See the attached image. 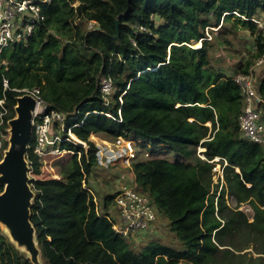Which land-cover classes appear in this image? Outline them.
I'll use <instances>...</instances> for the list:
<instances>
[{
  "label": "trees",
  "instance_id": "obj_1",
  "mask_svg": "<svg viewBox=\"0 0 264 264\" xmlns=\"http://www.w3.org/2000/svg\"><path fill=\"white\" fill-rule=\"evenodd\" d=\"M42 13L43 23L26 41L0 53L7 118L14 116L18 90L32 88L65 114L64 137L54 145L67 156L59 177L30 180V220L42 263L239 264L232 248L241 224L249 227L248 240L254 231L264 235V148L240 135L242 97L232 76L248 74L264 54V30L256 22L264 25V0H51ZM243 31L255 49L228 75L215 66V46L236 53L230 38ZM192 41L199 47L189 46ZM101 78L112 81L107 100L99 92ZM255 86L264 98V77ZM68 130L77 141L64 139ZM91 135L135 142L137 189L151 199L179 246L151 241L138 249L111 228L108 207L115 192L99 209L83 187L97 164ZM199 146L207 160L227 162L217 199L212 164L197 157ZM26 157L39 175L33 142ZM246 203L254 210L250 223L237 210ZM228 225L235 230L223 235ZM254 253L244 264H264V241ZM0 264H31L1 230Z\"/></svg>",
  "mask_w": 264,
  "mask_h": 264
},
{
  "label": "built area",
  "instance_id": "obj_2",
  "mask_svg": "<svg viewBox=\"0 0 264 264\" xmlns=\"http://www.w3.org/2000/svg\"><path fill=\"white\" fill-rule=\"evenodd\" d=\"M51 0H0V53L3 49L26 41L39 24L44 21L42 8L48 5ZM152 18V17H151ZM255 21V20H254ZM258 26L264 30V25L256 21ZM145 31V28L140 27ZM264 59V55H263ZM262 60L260 61V63ZM6 65L5 62L1 63ZM252 74L237 73L232 76V81L238 86L242 97V108L237 118L239 132L242 138L259 144L264 148V98L255 89ZM4 88L7 81L3 80ZM22 94H30L36 100L35 109L32 113V134L33 152L40 158L47 155L62 152L54 145L58 144L64 137L61 133L64 125L65 114L49 108L48 103L40 96L38 88L18 90ZM99 92L105 100L112 93V81L110 78H101L99 82ZM4 99L0 100V153L7 146L8 138V109L3 105ZM108 117L109 114H106ZM53 123L59 125V130L53 131ZM69 138L65 140H75L70 130ZM30 145V143H29ZM28 145V147H29ZM121 145V150L119 149ZM135 142L124 140L118 137L117 140L105 147H97V164L102 167H109L121 159L124 166L130 169L129 181L118 183L119 188L115 192L114 205L116 206L115 215L108 216L111 228L129 242H134L135 238L144 235L158 225V215L151 199L137 189L136 178L131 167V162L136 156ZM215 159V158H214ZM212 163V178L215 184L222 186L223 169L227 165L224 158L216 157ZM83 187L92 195L94 203L96 199L92 192L95 189L88 186L83 181ZM162 220V219H161ZM166 224V223H165Z\"/></svg>",
  "mask_w": 264,
  "mask_h": 264
},
{
  "label": "rangeland",
  "instance_id": "obj_3",
  "mask_svg": "<svg viewBox=\"0 0 264 264\" xmlns=\"http://www.w3.org/2000/svg\"><path fill=\"white\" fill-rule=\"evenodd\" d=\"M152 18L154 19L155 17L152 16ZM260 28V27H259ZM262 29V28H260ZM263 30V29H262ZM231 43H232V49L237 51L236 53H232L230 54V52H227L225 50H223L221 47L215 46V54H214V59H215V66L220 69L225 71L228 75L233 73V65H235L237 62H239L240 60H242L243 62L245 61V59H248L250 57V50L254 51L255 47H254V43H253V37L249 35L248 32L243 31L240 33V35L236 38H230ZM189 46H191L192 48H197V43L195 42H190ZM232 55V56H231ZM264 55V54H263ZM263 55L258 58L254 65H252L249 73H251L252 75V79L253 82H257L258 79L260 80V78L264 77V59H263ZM262 60V62L260 63V61ZM257 75V77L255 78V74ZM255 89L257 90V87L255 86ZM63 129H64V125H63ZM57 131V130H56ZM69 133V131H68ZM90 139L95 143V145L98 147H105V145L112 143L113 141H106V140H102L98 137H94V136H90ZM119 149L121 150V145H119ZM149 152H151V146H148L147 149ZM204 149L201 148L200 146L197 147L196 150V155L198 158L206 161L209 164H212L210 162V160H207L204 155L202 154V151ZM65 151H62L60 153H55L52 155H47L46 157H42L41 158V171L39 175H34L32 174L31 171H29V177L31 180H35V179H46V178H58V174H59V170L61 167V164L64 163V161L67 159V156L65 154ZM142 153L139 151V154ZM1 154V153H0ZM2 155V154H1ZM172 156V154H166L164 153L163 156ZM216 159V158H215ZM214 159V160H215ZM132 167V166H131ZM130 169L126 167V164L124 166V161L121 159L120 161H117L115 164L105 168L102 166H99L98 164L93 165L92 167V172L89 175V180L86 181V184L89 182L90 184H92V182L96 183L94 187H96L97 189L95 191L92 190L94 197L96 199V202L98 203L97 206L100 209L102 204H103V200L104 197H106L107 195L113 194L114 192H116L119 188V182L121 181L122 183H127L129 181V173H130ZM224 177V174H223ZM224 181V179H223ZM31 185V184H30ZM218 186L217 189V197L219 196V192L220 190L225 186V181L223 182L222 186H220L219 184H215L212 178V170H211V193L214 190L215 186ZM95 189V188H94ZM224 200L226 205L228 206V208L233 209V207L235 206L232 199L229 197V195L224 194ZM154 205V204H153ZM246 205V204H243ZM243 205H241L240 207H242ZM240 207L237 209L239 211ZM154 208H156L154 206ZM115 210H116V206L114 204H110L108 207V213L111 216L115 215ZM157 212V210H156ZM225 213H228V210L224 211ZM158 215V225L156 226V228L144 235H141L138 238L134 239V242H131V245L135 248H141L144 245H146L148 242L151 241H159L163 244L166 245H171L173 247H177L179 246L178 241L175 239V236L172 232H170L169 227L165 224V220H163L161 218V216L159 215V213L157 212ZM162 219V220H161ZM248 223L252 222V221H248ZM248 225H242L241 224V234L240 236H236L234 243L236 247H233L232 250L235 253V256L233 257L232 261L234 262H239V264H244V262L246 261L248 256H252L255 257L257 256L254 253L255 247L258 243H261L264 241V235L263 232H258V231H254V236L251 239L248 240ZM235 230L234 229V225H228L227 228L225 230H223V235H227L230 231ZM236 233V232H235ZM237 235V234H236ZM251 240V241H250ZM236 250H241L239 252H237ZM181 264H188V263H181Z\"/></svg>",
  "mask_w": 264,
  "mask_h": 264
},
{
  "label": "water",
  "instance_id": "obj_4",
  "mask_svg": "<svg viewBox=\"0 0 264 264\" xmlns=\"http://www.w3.org/2000/svg\"><path fill=\"white\" fill-rule=\"evenodd\" d=\"M115 28L117 34L114 38H117V20ZM35 104L36 100L30 94L17 96L13 107L14 116L8 120L7 146L0 158V230L31 264H43L35 227L30 220L35 192L30 185V167L26 157ZM239 211L248 221H253L254 210L250 204L246 203Z\"/></svg>",
  "mask_w": 264,
  "mask_h": 264
},
{
  "label": "crops",
  "instance_id": "obj_5",
  "mask_svg": "<svg viewBox=\"0 0 264 264\" xmlns=\"http://www.w3.org/2000/svg\"><path fill=\"white\" fill-rule=\"evenodd\" d=\"M95 184L96 183H94V182H92V184H91V186H92V188L94 189L95 188V190L97 189L96 187H94L95 186ZM94 185V186H93ZM97 185V184H96Z\"/></svg>",
  "mask_w": 264,
  "mask_h": 264
},
{
  "label": "bare ground",
  "instance_id": "obj_6",
  "mask_svg": "<svg viewBox=\"0 0 264 264\" xmlns=\"http://www.w3.org/2000/svg\"><path fill=\"white\" fill-rule=\"evenodd\" d=\"M196 47H199V45H197ZM73 136V135H72ZM74 137V136H73Z\"/></svg>",
  "mask_w": 264,
  "mask_h": 264
}]
</instances>
